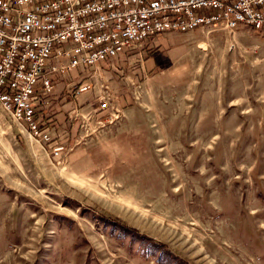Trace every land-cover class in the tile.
<instances>
[{
	"label": "rangeland",
	"instance_id": "374dc122",
	"mask_svg": "<svg viewBox=\"0 0 264 264\" xmlns=\"http://www.w3.org/2000/svg\"><path fill=\"white\" fill-rule=\"evenodd\" d=\"M128 53L55 79L51 142L0 109V264H264V33Z\"/></svg>",
	"mask_w": 264,
	"mask_h": 264
},
{
	"label": "built area",
	"instance_id": "2783aa9c",
	"mask_svg": "<svg viewBox=\"0 0 264 264\" xmlns=\"http://www.w3.org/2000/svg\"><path fill=\"white\" fill-rule=\"evenodd\" d=\"M219 24L264 33V0H0V109L30 137L50 142L34 116L37 88L48 97L57 77L96 69L163 32ZM88 90L83 83L72 95Z\"/></svg>",
	"mask_w": 264,
	"mask_h": 264
},
{
	"label": "trees",
	"instance_id": "16d2710c",
	"mask_svg": "<svg viewBox=\"0 0 264 264\" xmlns=\"http://www.w3.org/2000/svg\"><path fill=\"white\" fill-rule=\"evenodd\" d=\"M257 32H259V31H257ZM154 74V72L152 71V70H150V71H148L147 72V75L148 76H152ZM81 83H78L77 85H75L74 87H73V91L80 85ZM34 97H35V99L36 100H34V106H33V108H34V116H35V118H37L38 117V114L40 113V108H41V106H42V104L44 103V100H46V98H47V96H44V95H42L41 94V92L39 91V88H37L36 90H35V92H34ZM37 127L40 129V131H42V130H44V131H46V132H48L47 131V127H46V125H40V123L38 124L37 123ZM38 129V130H39ZM50 141V140H49ZM51 142V141H50Z\"/></svg>",
	"mask_w": 264,
	"mask_h": 264
},
{
	"label": "crops",
	"instance_id": "0c3cea01",
	"mask_svg": "<svg viewBox=\"0 0 264 264\" xmlns=\"http://www.w3.org/2000/svg\"><path fill=\"white\" fill-rule=\"evenodd\" d=\"M127 54H130V53H126V54H123V55H125V56H126ZM121 55H122V54H121ZM120 57H121V56H120ZM118 58H119V57H118Z\"/></svg>",
	"mask_w": 264,
	"mask_h": 264
}]
</instances>
